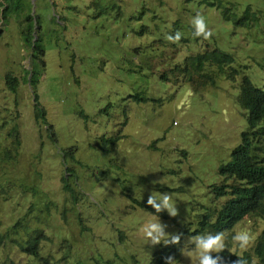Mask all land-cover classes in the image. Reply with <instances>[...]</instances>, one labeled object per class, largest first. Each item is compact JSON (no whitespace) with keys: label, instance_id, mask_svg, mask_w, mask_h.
Wrapping results in <instances>:
<instances>
[{"label":"rangeland","instance_id":"1","mask_svg":"<svg viewBox=\"0 0 264 264\" xmlns=\"http://www.w3.org/2000/svg\"><path fill=\"white\" fill-rule=\"evenodd\" d=\"M230 1L239 16L252 5L258 19L236 26L204 0H23L35 22L33 41L44 50L39 66L19 20H5L0 4L1 229L21 219L48 236L35 260L19 247L26 238L20 229L12 235L18 242L1 248L0 264H155L165 244L152 245L145 225H166L170 239L181 228L195 229L207 208L222 205L227 198L217 199L213 190L223 180L219 166L248 128L238 100L241 80L249 76L264 87V0ZM197 12L214 33L208 40L193 35ZM177 31L181 40L168 41ZM215 48L234 56L235 79L222 73L212 86L201 84L193 66L187 73L174 69ZM8 73L20 79L17 93L6 86ZM137 92L157 100L138 103L131 98ZM36 107L46 119L36 118ZM16 124L21 154L8 163L2 152L11 148L7 134ZM164 193L177 216L134 201ZM263 228L264 219L250 214L231 234L249 232V249ZM194 237L184 238L182 260L174 264H198L188 242Z\"/></svg>","mask_w":264,"mask_h":264},{"label":"trees","instance_id":"2","mask_svg":"<svg viewBox=\"0 0 264 264\" xmlns=\"http://www.w3.org/2000/svg\"><path fill=\"white\" fill-rule=\"evenodd\" d=\"M204 3L207 6L220 10L223 18L233 21L236 26L252 24L258 19L256 12L253 11L250 4L245 7L243 14L239 16L236 13V2L230 1L225 3V0H204ZM0 4L4 6L2 16L5 20L12 15H15L19 20L24 43L33 50L32 54L34 55L32 56L39 66L40 62L38 63V60H41L39 56L44 50L39 41H33L35 37V22L31 13L26 11L23 0H6L5 3L0 2ZM233 62L234 56L230 52L219 48L206 49L203 52L187 56L184 59L183 65L180 66L178 64L174 69L187 73L188 66H193L194 72L201 78H204L201 84L215 86L219 74L226 73L227 78H236L238 70L232 66ZM208 66L215 67L217 70L206 71ZM34 70L35 68L32 66L33 74L31 75V80L30 77L28 79L29 82L31 81L32 86L36 85ZM27 73L28 75L31 74L30 71ZM162 77L168 80L166 73H163ZM5 83L7 88L14 93L18 92L21 84L19 77L12 73H8L5 76ZM131 98L138 103L157 100L156 98H151L145 92L131 94ZM35 100L38 101L37 96ZM238 100L243 109L247 111L248 128L242 133L241 143L232 150L230 160L219 166V172L223 180L213 187L217 199L222 197H226L227 199L221 206L216 205L207 208L195 229H192L190 226L181 228L178 232L181 235L180 243L165 244L154 255L153 263L166 264L165 258L168 256H173V264L181 261L183 256L181 244L186 236L214 235L218 232H223L224 234L229 233L225 239V249L221 253H212L213 257L220 255L224 258V264H232L233 261L240 257L246 261V264H255V261L259 264H264V228L258 235L255 243L246 251L244 250L243 253L234 251L230 241L233 237L231 233L234 231V227L246 216L256 214L261 219H264V87L255 85L249 76H244L241 80ZM35 105L38 106V103ZM35 116L36 118L43 117L46 119V111L44 108L36 107ZM7 137L10 139L11 148L5 149L2 152V160L11 163L17 161L21 154L22 138L18 124L9 130ZM184 153L186 154L187 152L184 151ZM64 181L65 188L74 192V190L69 188L66 177H64ZM134 201L138 205L145 206L154 213H158L146 203L135 198ZM158 214L167 216L165 211H161ZM20 229L26 232L24 243L18 242L16 238H12V235L17 234ZM47 239L48 236L45 235L40 227L32 229L27 223L22 222L21 219H18L7 232L2 231L0 224V250L8 240L17 241L23 253L29 257H33L35 260H39L42 258L41 243ZM79 264L82 263L79 262ZM106 264L116 263L108 260Z\"/></svg>","mask_w":264,"mask_h":264},{"label":"clouds","instance_id":"3","mask_svg":"<svg viewBox=\"0 0 264 264\" xmlns=\"http://www.w3.org/2000/svg\"><path fill=\"white\" fill-rule=\"evenodd\" d=\"M192 25L194 27V37H203V39L208 40L213 36V31L209 28L204 16L197 12L193 17ZM167 40L172 43H178L182 36L179 31L175 34L168 35ZM157 201H160L157 203ZM146 204L155 209L156 212H161L166 210L167 213L175 217L178 215V209L172 203V198L168 193L162 194L160 198H157L153 195H149ZM166 225L162 223L152 222L145 225L143 232L146 237L151 241L152 245L160 244L164 241V244H179L181 240V235L176 234L172 235L170 239H165ZM233 241L238 244L242 250H247L250 244L252 243V236L249 232H237L233 236ZM189 243L194 244L197 250V259L198 264H224V258L220 255L215 257L212 256V253H221L225 249V236L223 232H218L216 234H208L203 236H196L192 238ZM166 264H173V256H168L165 258ZM232 264H246V261L240 257L237 260L233 261Z\"/></svg>","mask_w":264,"mask_h":264}]
</instances>
